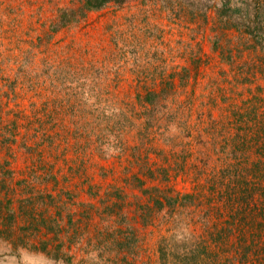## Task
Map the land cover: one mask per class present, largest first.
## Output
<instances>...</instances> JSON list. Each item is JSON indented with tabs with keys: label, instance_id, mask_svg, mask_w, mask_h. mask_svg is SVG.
<instances>
[{
	"label": "trees",
	"instance_id": "trees-1",
	"mask_svg": "<svg viewBox=\"0 0 264 264\" xmlns=\"http://www.w3.org/2000/svg\"><path fill=\"white\" fill-rule=\"evenodd\" d=\"M127 1L72 0L56 8L48 29L56 32L84 20L90 11L119 8ZM152 1L167 15L186 13L206 22L207 11L212 10L209 47L228 64L233 83L248 82L247 94L240 99L237 94V101L218 89L215 95L224 112L218 115L198 108L203 93L192 94L195 81L186 75L142 82L143 90L134 94L132 106L124 102L128 111L125 106L111 110L109 105L100 106L97 94L93 114L100 127L91 133L101 160L109 158L117 165L109 167L101 160L87 164L82 157L75 193L64 190L60 167L54 168L44 156V146L51 145L53 137L45 129L21 134L24 121L14 116L21 111L14 109L17 103L8 100V94L6 101L0 100V151L3 147L8 151L10 142L17 141L25 150L23 167L12 165L14 155L0 159V241L9 251L23 242L27 249L70 264L75 258L72 247H63L59 238L65 217L70 224L77 222V264H136L137 258L154 264L148 258L151 248L158 253L159 264H264V89L259 85V92L250 91L253 81L246 74V67L248 71L257 67L254 58L247 64L252 54L264 66V0ZM218 30L233 32L240 44L229 48L226 56ZM247 53L249 58H243ZM220 72L224 76V69ZM5 112L9 115L3 120ZM127 125L137 127L135 143L124 137ZM154 135L173 150L170 155L150 143ZM190 140L200 142L201 149L186 163ZM179 180L188 186L177 188L173 183ZM69 197H76V209ZM23 216L27 221L18 224ZM35 226L43 227L54 242L47 237L36 242ZM93 239L100 250H111L105 262L85 246ZM144 253L147 258H142Z\"/></svg>",
	"mask_w": 264,
	"mask_h": 264
},
{
	"label": "rangeland",
	"instance_id": "rangeland-1",
	"mask_svg": "<svg viewBox=\"0 0 264 264\" xmlns=\"http://www.w3.org/2000/svg\"><path fill=\"white\" fill-rule=\"evenodd\" d=\"M71 1L0 0V100L6 101L9 94L8 100L17 103L14 109L21 113L14 116L19 115L18 120L24 121L20 127L21 134L26 132L29 135L35 133V129H45L53 137V143L44 146V156L54 163V168L60 167V185L64 190L70 189L69 193L77 192L79 187L76 170L80 159L84 157L87 164H99L101 160L91 133L100 127L93 114L95 103L99 102L97 94L101 96L100 106L109 105L110 110L115 106H125L124 102L131 103V107L134 94L143 90L142 82H158L163 77L186 75L189 80L195 81L190 86L192 94L203 93V103L198 108L204 111L209 109L213 115L223 112L220 106L223 103L219 104L215 95L218 89L236 97L237 101L247 94L248 82L233 83L228 64L209 47L212 10L207 11L206 22L201 17L192 19L186 13L176 16L171 12L169 16L152 0H128L119 8L109 6L100 11H90L84 20L51 32L48 25L56 14V8L68 5ZM185 6L183 4L184 9ZM216 35L220 42H225L224 56L228 55L229 48L240 45L233 32L221 33L218 30ZM246 55L248 53L243 54V58ZM253 58L257 67L252 69L253 73L246 67V74L253 81L250 91L259 92V85L264 89V66L259 65L262 61L253 54L247 64L252 63ZM182 67L190 70L185 72ZM223 69L224 76L220 72ZM211 78L213 82L207 83V79L209 81ZM211 84L215 86L213 91ZM10 85L13 87L11 90ZM210 103L212 107L208 106ZM128 109L125 106V110ZM7 113L3 114V120L8 119ZM189 123L193 125L194 122ZM135 127H124V137L130 144L136 141ZM210 137L211 133L208 140ZM150 143L165 152L173 151L165 147L156 135ZM204 147L212 148L208 144ZM186 148L188 163L196 155V150L201 149V143L190 140ZM24 151L18 141L13 144L10 142L8 151L5 147L1 149L0 159L3 161L14 155L12 165L23 167ZM104 159L107 161L101 160V163L109 167L115 168L117 165H114V160ZM120 168L121 165H118ZM173 184L180 189L188 186L182 180ZM69 198L73 202L75 200L72 209H76V197ZM25 217L19 218L17 223L27 221ZM62 219L65 227L62 226L64 230L59 238L63 239V247H72L69 251L75 258L70 264H77V222L70 224L68 218ZM74 219H77V215ZM4 224L6 226L8 220ZM42 230L43 227L33 230L37 235L36 242L40 238L50 239ZM49 241L50 244L54 242ZM22 244L15 243L9 251L8 246L0 241V264H66L38 250L27 249ZM85 246L93 250L96 259L101 258L104 262L111 252L109 249L105 252L100 250L94 239ZM148 253L150 261L159 264L158 253L152 248ZM147 254L144 253L142 258ZM136 264H142L140 258H137Z\"/></svg>",
	"mask_w": 264,
	"mask_h": 264
}]
</instances>
